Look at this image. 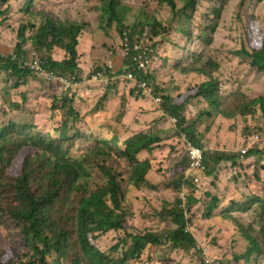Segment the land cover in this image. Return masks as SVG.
I'll return each instance as SVG.
<instances>
[{"label": "trees", "instance_id": "trees-1", "mask_svg": "<svg viewBox=\"0 0 264 264\" xmlns=\"http://www.w3.org/2000/svg\"><path fill=\"white\" fill-rule=\"evenodd\" d=\"M229 1L151 0L150 6L144 4V7L139 8L130 0H83L84 7L73 0H63L61 5L53 0H24L19 8L16 46L0 49L8 51L0 52V72L7 76L11 89L15 93L20 92L21 101H27L28 96H32L41 102L37 97L45 95L41 92L43 88L33 86L31 80L35 78L47 83L46 86L56 92V106H60L58 109L50 105L48 109L64 110L72 123L79 122L88 128H95L94 132L84 131L96 136V140L81 153H74L73 147L79 133L75 131L70 135L65 123L61 125L58 136L35 131L28 125L16 122L0 127V225L7 219L17 221L28 247L17 253L0 247V264H133L146 251L151 257L157 249L165 246L192 252L193 255L197 240L185 228L187 224H192L193 216L190 214L200 200L193 195L196 186L193 185L192 176L187 173L189 158L186 142L182 140L171 179L160 184L154 177L153 169L156 161L153 153L161 143L159 134L141 131L128 136L121 143L120 128L111 125L113 115L108 114L105 103L110 92L126 99L125 105H121L123 109L118 111L121 112L119 120L122 124L127 114V94L121 87L123 80L117 76L120 71L106 73L116 78L104 83L105 92L86 110L77 104V100L87 103L78 88H66L59 80L49 81L32 67L36 57L31 52L26 55L23 51L29 45L31 50L46 58V63L42 64L46 71L73 78L80 83L82 68L79 58L86 52L88 34L100 37L95 43L89 41L91 44L87 54L94 70H102V66L111 58L115 34L123 40L127 37L132 49L135 44L149 48L147 69L137 71V74L140 80H148L154 86L150 97L155 101L160 78L154 61L159 54V41H175L174 34L171 35L174 32L171 22L178 21L180 34L191 37L192 17L202 14L204 22L200 20V24H203L201 28L207 32L205 43L212 45L217 28V23L212 19L221 22ZM75 3L77 9L72 10ZM163 4L170 7L172 14L166 20L160 15L164 10H161ZM0 5H6L0 14L8 10L15 11L10 10L9 0H0ZM242 5L243 0L238 6ZM89 13L96 16L95 26L91 25ZM129 13L133 15L131 24H128ZM260 25L254 16L246 15L245 38L234 52L246 61L249 71L259 75L264 82V28L260 31ZM117 51L120 50L117 48ZM55 56H60V59ZM180 70L205 79L177 95H160L161 100L158 102L161 111L156 117H176L174 123L177 124L181 139L184 134L200 147L209 142L212 152H204L206 175L209 178L214 166H220L223 161L234 166L237 161L232 152L223 150L230 147L222 138L214 144L211 131L215 118L231 121L237 116L247 117L257 113L264 125V84L262 88H256L258 93L255 96H247L239 88L229 90L225 86L227 79L220 80V64L207 53L197 55ZM137 92L131 88L128 95L138 97ZM3 97L1 93V101ZM191 105L197 110L193 117L189 116ZM103 108L105 113L96 114ZM37 112L45 113L46 109L39 108ZM138 117L136 123L144 125L142 114ZM201 123L206 125L200 132ZM105 127L111 128L102 131ZM102 133L105 137L101 138L99 135ZM259 155L260 152L250 149L245 158ZM121 160L128 163L126 177L118 168ZM253 163L258 165L260 172H264V161L257 158ZM242 180V176L237 177L234 185L244 188V200L231 201L218 216L213 213L219 208L220 197L208 191L204 199L203 217L207 221L209 236L216 241H220L222 236L211 235L212 228L230 232L233 242L231 250H237L230 256L235 261L241 259L246 264H258L259 260L264 259V195L248 193L249 188ZM181 183H186L189 191L184 201L178 197L172 202L163 200V207L153 208L151 214H145L158 218L160 223L168 224V227L161 231L131 230L129 219L136 216L131 207H135L133 190L142 192L144 187H150L149 190L154 191L162 186L177 193L182 187ZM243 214H249L252 221L243 220ZM111 231H122L125 235L108 251H104L99 243ZM217 245L222 247L220 242ZM202 257L199 256V263L207 264Z\"/></svg>", "mask_w": 264, "mask_h": 264}, {"label": "rangeland", "instance_id": "rangeland-1", "mask_svg": "<svg viewBox=\"0 0 264 264\" xmlns=\"http://www.w3.org/2000/svg\"><path fill=\"white\" fill-rule=\"evenodd\" d=\"M53 1L59 5L63 4V0ZM73 1H76L84 7L83 0ZM130 1L134 2L139 8L144 7V4H148L146 6L151 5V0ZM240 1L241 0L229 1L228 5L225 7V12L221 22L219 20L212 19L217 23L214 42L212 45H207L205 43L207 32L203 31L201 28L203 24H200V20L204 22L202 14L198 13L196 17H192L191 27L193 34L191 37L180 34L181 32L177 29L178 21L173 20L171 22L172 31H174L171 35L174 34L173 36L175 37V41L174 43H171L170 41L166 43H159V41V54L154 61L155 68L159 69L158 76L160 80L159 85H157L159 86L158 96H163V94L174 96L178 93L184 92L187 88L204 81V77L192 73L185 74L180 70V68L188 66V64H190L197 55H206V53L212 59H216V62L220 64V80L223 81V78L225 80L227 79L225 86L228 87L229 90L239 88L241 92L247 96H255L258 93L256 88L263 87V80L259 75L252 74L246 66V61L234 51L239 48L241 41L245 38L244 29L247 14H250L259 20L261 23L259 29L260 31L263 30L264 0H243V5L239 7L238 4ZM9 2L11 4L10 10L15 11L13 13L8 10L0 14V49H8L5 46H16V29L20 18L19 8H21L24 4V0H16L14 2L9 0ZM212 4L215 5V3ZM5 6L6 5H0V12L5 8ZM163 6L164 7H161V10H163V8L164 10L161 11L160 15H163L162 18L164 20L169 17L171 18L172 14L170 7L166 4H163ZM76 9L77 4L75 3L72 6V10ZM89 14L91 17V25L95 26L97 22L96 16L94 13ZM128 19V24H131V22L133 23L132 13L128 14ZM165 26H168V24ZM88 37L89 41L93 43L100 38L95 34H88ZM122 42V37L120 38L118 34H115V39L113 40L114 52L111 54L110 62L112 63L114 69L119 67L123 68L124 66L121 61H116V58L118 57L117 53H120L123 49ZM85 46L86 51H88L89 46L86 44ZM117 48L120 50L119 52L117 51ZM30 51V46L26 45L23 52L27 55ZM0 52L6 53L8 51L1 50ZM84 58L90 62V58L88 56H82L80 59L83 61V65ZM120 58L124 59V54L120 56ZM82 74L85 76V73ZM121 79L123 80L121 87L127 94V114L124 116L122 124L119 120V114L121 112L118 113V111L123 109L121 105H125L126 99L124 97L121 99V97L114 96L110 92L108 94V102L105 103L107 105L108 114L110 116L113 115L110 121L111 125L120 128L122 136L119 140L121 143L124 142L128 136L141 131L147 130L148 132H156L159 134L161 143L159 145L160 147L156 148L153 153L156 160L154 162L153 169L155 171V179L158 180L160 184L165 183L171 179L172 171L175 169L176 160L181 152L180 146L182 145V139L181 134L179 135L177 132V124L174 123L175 121L172 120L173 117L171 116L164 115L156 117L158 115V111L160 110V102L157 103L153 101L150 96H146L145 94L135 90L139 93V96L130 97L128 92L131 88H133L131 85L132 83L130 81L125 82L123 78ZM31 83L37 88H43V91L41 92L45 93V95H39L37 97L41 102H37L32 96H28L27 101H21L23 98L20 92L15 93L7 82V76L0 72V127L9 122H16L28 125L32 128V130L58 136L59 130H61V125L65 123L66 128L69 129L70 135H73L75 131H78L79 133L78 137L75 139L73 147L74 153H81L96 140V136L91 133H86V131L89 132V130L94 132L95 128H88L87 126H84L83 123L79 124V122L76 123L77 125L72 123L70 118L66 116L64 110L52 111L48 109L50 105H53L58 109L60 106H56L57 99H54L56 92L49 89L48 85L46 86L47 83L45 84L42 80L40 81L35 78L31 80ZM52 83L53 82H50L49 84ZM104 83L105 81L100 79L91 84L86 81L81 83L73 81L72 86L69 88L76 89L82 85L79 87V92H81V97L87 100V103L77 100V104L86 108V110H89L90 106L94 105L97 99L105 92L106 88L104 87ZM1 93L4 96L2 101ZM12 100H18L19 102H11ZM39 108H45L46 112H37V109ZM189 110L190 117L196 115L197 110L192 105L189 106ZM105 111V108H103L96 114L102 115ZM139 114H142L144 118V125L136 123L135 121L139 120ZM205 125L206 123L200 124V132L205 128ZM109 128L111 127H105L102 131L108 130ZM211 132V138L213 139L214 144L222 138L225 141V144L230 147L223 148V150L232 152L231 154H233L235 158H238L240 161L242 160L240 163L241 166L239 169L236 167L239 161H236L234 166H232L230 162L223 161L220 166L213 167V172L210 175L211 177L207 178L205 173L200 182L193 181V185L196 186V190L193 195L195 198H198L200 202H198L192 209L193 212L190 214V216H193V218H191L192 224H188V231L194 234L197 239V243L199 242L207 248V254L202 257V259L205 257L214 258L215 260H219L220 264H246L244 261H241V259L235 261L233 256H230V253L235 254L237 251L231 250L233 242L230 238V232L225 229L220 230L214 227L211 230V235H220L222 238L220 241H216L214 238H211L212 236H209V232L207 231L208 228L206 227L207 221L203 217V212L205 210L204 199L208 191L220 197L219 208L213 213L214 215L219 216L221 214L220 212L226 208L231 201L240 202L244 200V188L241 185H234L237 177L241 176L243 177L242 183H245L249 188L248 193L251 195L253 193L256 195H264V172H260V168L255 163H251L250 166L247 165V163H245L246 154H242L240 151L241 148L246 147L249 143H251V137L254 134H258L260 140L264 142L263 120L257 115V113L247 117L237 116L231 121L215 118ZM103 133L99 135L101 138L105 137V134ZM202 148L205 152H212L209 142L204 143ZM153 155L151 158H153ZM255 159L256 158L254 157V160ZM260 159L264 161V159L259 155L258 160ZM251 162H253V159ZM118 168L126 177L128 163L121 160V164ZM237 172L238 174H236ZM160 187L154 191L149 190L151 189L150 187H144L141 189L142 192L133 190L132 197L135 207L133 205L131 207L136 216L129 219L131 230L134 228L136 229L135 232L141 229L161 231L168 227V224L160 223L158 218L151 215L146 216L145 214H151L153 208L159 209L163 207V200L168 202L174 201L178 195H180L182 190L186 192V195L183 193V197L189 194L186 183L184 189L182 186L180 191H178L179 193L164 187L160 189ZM242 219L249 222L252 221L249 214H243ZM174 227L175 226L173 225L172 228ZM124 235L125 234L122 231H111L101 239L99 244L104 251H108V249L124 237ZM218 242L222 244V247L217 245ZM0 247L10 249L15 253L28 248L22 238L20 224L17 221L7 219L0 225ZM147 252L148 251H146L139 259L134 261L133 264H200L199 257H197L194 252L192 255V252L187 253L182 249H172L170 246L157 249L151 257H149ZM258 264H264V259L259 260Z\"/></svg>", "mask_w": 264, "mask_h": 264}, {"label": "built area", "instance_id": "built-area-1", "mask_svg": "<svg viewBox=\"0 0 264 264\" xmlns=\"http://www.w3.org/2000/svg\"><path fill=\"white\" fill-rule=\"evenodd\" d=\"M123 54L124 57L128 58L130 63L124 64L123 68H120L119 70L122 71L118 77L123 78L126 81H130L135 88H137L139 91L144 93L145 95L152 96L154 92V86L148 81V80H140L138 78L137 71H142L147 69L146 63L149 61L147 59V52L149 48L146 45L143 44H135L133 49L131 48L129 41L127 37L123 40ZM31 55L36 57V60L31 64L32 67H34L37 71L40 72V74L45 75L49 81H61L64 87L69 88L73 84V78L69 77H60L57 76L55 73L46 71L42 64L46 63V58H42L37 54L36 51H30ZM136 53V54H135ZM145 58V59H144ZM107 68H103L102 70H98L93 73V81L104 80L105 82L115 79L116 77H112L111 79L107 78L106 71L111 70L113 68L112 64H108L106 66ZM122 69V70H121ZM112 71V70H111ZM88 74H85L87 76ZM75 82V81H74ZM155 101H160V96H157L154 98ZM172 120L175 122L177 121L176 117H173ZM255 140H259V136H254ZM182 140L186 142L187 151H188V158H189V166H188V175L192 176V180L195 182H199L200 178L202 179V176L206 170V164H205V155L204 150L200 146L194 145L191 141H189L186 136L182 135ZM183 189L185 186V183L182 185ZM186 195V192L184 190L180 193V198L182 200H185V197H183L184 194ZM197 249L199 252H201L204 256L207 254V248H205L200 243L197 246ZM205 262L207 264H219L218 260H215L214 258L205 257Z\"/></svg>", "mask_w": 264, "mask_h": 264}, {"label": "clouds", "instance_id": "clouds-1", "mask_svg": "<svg viewBox=\"0 0 264 264\" xmlns=\"http://www.w3.org/2000/svg\"><path fill=\"white\" fill-rule=\"evenodd\" d=\"M122 44H123V42H122ZM31 51H35V50H31ZM47 54V53H46ZM48 55V54H47ZM123 55V49H122V51L120 52V56H122ZM121 62H122V64H129L130 63V61H129V59L128 58H126V57H124V59H121L120 60ZM108 64H112V63H106L104 66H102V69L103 68H107L106 66L108 65ZM113 66V65H112ZM121 67H119V68H117V69H114V68H112L111 70H108L107 69V71H106V73L107 72H109V73H113V72H119ZM96 71H98V69L96 70H94V68L92 69V70H90L89 72H87V73H85V74H88L87 76H86V79H87V81H92V82H95V81H93V78H92V76H93V73L94 72H96ZM121 72L122 71H120V74H121ZM120 74H118V75H120ZM91 75V78L89 77ZM117 75V76H118ZM107 76V75H106ZM82 77H85L83 74H82ZM112 77H116V76H107V78H109V79H111ZM112 80H114V79H112ZM108 82V81H107ZM106 82V83H107ZM125 82H128V81H126L125 80ZM132 85V87L133 88H135L134 86H133V84H131ZM135 90L136 91H138V92H141V91H139L137 88H135ZM142 93V92H141ZM144 94V93H143ZM148 96V95H147ZM255 135H258V134H254V135H252V139H251V143H249L246 147H243V148H241L240 149V151H241V153L242 154H247L248 153V151L250 150V149H253V150H255V151H258V152H260L261 154H260V156L264 159V152H263V145H264V142H262V140H255L254 139V136ZM259 136V135H258ZM202 148V147H201ZM204 150V149H203ZM205 152V151H204ZM254 157L257 159L259 156H248L247 158H245L246 159V161H245V163H247V165H250L251 163H253V162H255L256 161V159L254 160ZM252 159H253V162H251L252 161ZM237 161H240L238 158H237ZM244 163V162H243ZM206 166H207V164H206ZM241 166V164H237V168H239ZM206 171H207V167H206V170H205V172H204V174L206 173ZM203 174V175H204ZM183 184L181 183V186H182ZM178 197H179V199H181L180 198V195H178ZM185 199H186V196H185ZM182 200V199H181ZM184 201V200H183ZM185 231L186 232H189L188 231V224H187V226H186V228H185ZM197 240V239H196ZM198 244H199V242L197 243V245L194 247V253L196 254V256L197 257H199V256H204L201 252H199V250L197 249V246H198ZM204 260H205V258H204ZM219 261V260H218ZM219 264H220V261H219Z\"/></svg>", "mask_w": 264, "mask_h": 264}, {"label": "crops", "instance_id": "crops-1", "mask_svg": "<svg viewBox=\"0 0 264 264\" xmlns=\"http://www.w3.org/2000/svg\"><path fill=\"white\" fill-rule=\"evenodd\" d=\"M90 44L91 43L89 41L86 42V45L90 46ZM87 52L88 51L82 53V55L80 56V58H82V56H88ZM117 54H118V57L116 58V61H120L121 60L120 53H117ZM55 58L56 59H60V56H55ZM80 58H79V64H80V67L82 68V72L81 73H87V72H89L90 70H92L94 68L93 65H92L91 60H90V62H88V60L86 58H84V65H83V61ZM110 62H111V58H109L106 63H110ZM83 81H86V82H88L90 84L93 83L92 81H87L86 77H82V81L81 82H83ZM80 86H82V85H80ZM79 87H78V90H79ZM80 94H81V92H80Z\"/></svg>", "mask_w": 264, "mask_h": 264}]
</instances>
